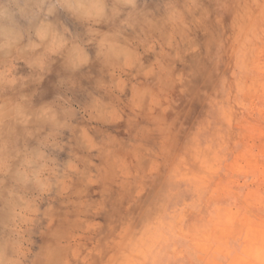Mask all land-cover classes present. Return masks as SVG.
<instances>
[{"label": "clouds", "instance_id": "9594fccd", "mask_svg": "<svg viewBox=\"0 0 264 264\" xmlns=\"http://www.w3.org/2000/svg\"><path fill=\"white\" fill-rule=\"evenodd\" d=\"M0 264H264V0H0Z\"/></svg>", "mask_w": 264, "mask_h": 264}]
</instances>
